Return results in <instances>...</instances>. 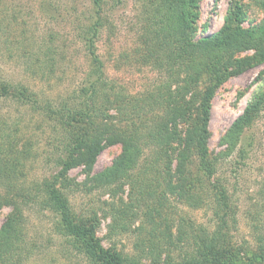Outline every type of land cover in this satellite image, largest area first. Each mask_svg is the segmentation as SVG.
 Segmentation results:
<instances>
[{"label":"trees","instance_id":"trees-1","mask_svg":"<svg viewBox=\"0 0 264 264\" xmlns=\"http://www.w3.org/2000/svg\"><path fill=\"white\" fill-rule=\"evenodd\" d=\"M89 1L88 24L79 35L88 61L80 86L52 101L27 86L0 80V102L10 101L39 116L50 128L46 164L56 169L27 184L26 164L37 159L34 145L20 133L18 119L0 116V210L9 208L0 225V264H24L43 252V247L27 238L25 211L33 209L52 216V232L61 247L84 264H226L225 250L216 244L220 234L216 231L199 230L191 242L181 232L174 242L165 208L171 198L200 206L201 198L191 193L193 188L226 208L225 188L216 174L227 159L235 156L240 163L245 159L243 134L264 118V79L220 137L217 153L208 149L211 102L230 78L264 64V0H251L262 19L249 27L244 26L247 0H230L220 29L200 39L195 38L200 0H132L136 46L132 57L125 54L120 59L158 75L153 84L134 94L106 76L96 48L100 31L109 25L106 2ZM49 43L51 38L38 48V58L29 55V59L26 54L25 70L30 75L47 80L57 64L64 63L63 48ZM246 51L251 55L236 57ZM117 145L120 153L107 167L92 173L99 153ZM79 167L89 192L116 199L105 203L106 215L102 214V219L110 220L108 234L126 231V223L140 210L141 223L150 231L135 244V255L111 245L103 247L95 211L77 214L72 210L66 194L73 184L68 173ZM124 188L128 199L121 209L117 204L123 202L119 195ZM161 224L164 233L159 232ZM248 264H264V249L258 248Z\"/></svg>","mask_w":264,"mask_h":264},{"label":"rangeland","instance_id":"rangeland-1","mask_svg":"<svg viewBox=\"0 0 264 264\" xmlns=\"http://www.w3.org/2000/svg\"><path fill=\"white\" fill-rule=\"evenodd\" d=\"M116 1L105 0L104 13L109 25L100 31L96 48L105 64L107 78L116 80L128 93L134 94L153 84L158 75L144 67L123 64L124 58L120 59L125 54L132 57V49L136 46L134 6L132 0ZM229 3L230 0H200L196 39L212 35L220 29ZM244 8L245 27L262 19L261 12L251 0L244 2ZM90 10L89 0H0V80L27 86L40 97L52 101L67 97L81 85L88 70L85 49L79 35L82 27L88 24L86 17L91 13ZM49 38L52 39L49 45L63 48L64 63H58L54 74L45 80L30 75L25 70V63L28 62L26 54L34 55V58L40 56L38 48L47 45ZM250 55L251 52L246 51L236 57L240 59ZM263 79L264 64H261L230 78L216 90L208 125V149L212 153L221 150L220 137L242 113ZM201 83L199 85L203 87ZM0 116L9 121L18 119L20 133L34 145L33 152H36L37 159L26 164V183L39 181L55 173L53 164H46V158L50 157L45 152L50 128L41 123L39 116L19 109L10 101L0 102ZM241 144L247 152L245 159L241 163L235 156L227 159L216 174L225 188L226 208L196 188L191 193L201 198L200 206L192 207L188 201L171 198L165 208L169 218L168 231L173 241L181 232L186 241L191 242L200 235L199 230L203 229L207 234L216 231L220 233L216 244L218 248H224L226 264H248L258 248L264 249V118L246 130ZM119 153L118 145L103 149L95 159L92 173L107 167ZM192 173L196 175L195 169H192ZM68 178L73 181L66 191L72 210L77 214L90 211L97 213L100 218L97 236L103 247L111 245L126 255H135V244L146 239L150 231L148 225L141 223L140 210H137L134 220L130 219L126 223V231L110 235L107 229L110 220L102 219V214L106 215L105 203L111 204L116 199L89 192L80 167L70 170ZM126 195L127 190L124 188V192L119 195L123 202L117 207L124 209V202L128 199ZM8 213L9 208L0 210V225ZM25 215L27 238L43 247V252L24 264H84L81 258L68 254L61 247L60 240L52 232V216L37 209L26 210ZM139 226L142 228L136 230ZM164 231L165 226L161 224L159 232ZM147 262L143 260V263Z\"/></svg>","mask_w":264,"mask_h":264}]
</instances>
